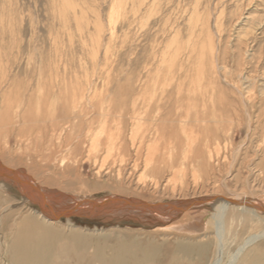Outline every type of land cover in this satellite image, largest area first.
<instances>
[{
  "label": "rangeland",
  "instance_id": "obj_1",
  "mask_svg": "<svg viewBox=\"0 0 264 264\" xmlns=\"http://www.w3.org/2000/svg\"><path fill=\"white\" fill-rule=\"evenodd\" d=\"M50 89L114 103L99 164L111 133L112 156L101 174L93 163L80 166L88 184L100 186L87 194L148 203L218 196L264 205V0H0L2 163L20 157L40 164L67 142L47 129L17 133L35 127L36 119L23 118L30 104L32 114L44 112L39 99ZM92 135L83 134L87 143ZM11 195L18 203L3 206L0 218L23 207L20 193ZM216 213L194 211L172 224L186 225L182 242L209 246L206 264L218 245ZM247 217H230L224 226L222 264L264 230L263 214ZM5 233L0 229V264H10L1 254ZM258 247L264 237L242 256Z\"/></svg>",
  "mask_w": 264,
  "mask_h": 264
},
{
  "label": "bare ground",
  "instance_id": "obj_2",
  "mask_svg": "<svg viewBox=\"0 0 264 264\" xmlns=\"http://www.w3.org/2000/svg\"><path fill=\"white\" fill-rule=\"evenodd\" d=\"M52 89L44 97L41 94L39 99L46 106L44 112L38 110L40 114H32L30 104L28 114L23 118L24 124L28 119H36L35 127L17 133L18 136H30L35 129L39 133L43 129L51 130L63 141L65 136V147L61 144L52 150L51 155H45L47 160H40V164L26 163L20 157L0 161V215L3 206L8 204L9 208L10 203H18L11 195L12 190L24 198L23 207L6 212L1 216L2 222L0 220V229L9 232L2 236L6 246L1 254L10 264H206L209 246L182 242V234L188 230L186 225L172 227V224L194 211L211 208L217 212L219 235L217 250L209 264H222V236L229 218L241 222L247 216L257 219L260 214L264 215V205L255 199L205 196L148 203L137 197L113 193L87 194L98 191L100 186H90L80 174V166L85 161L93 163L101 174L112 156L114 136L111 133L106 143L107 158L99 164L101 137L109 127L112 131L116 119L114 103L105 104L96 94L88 96L78 90L73 93L67 90L66 93ZM104 107L108 108L105 110ZM85 131L93 134L89 143L83 136ZM73 133L80 136L75 140ZM119 221L129 226L133 222L146 229L122 228L118 226ZM164 230L171 231L173 237H161L166 233ZM260 233L250 235L228 264H264V248H252L242 256L247 246L264 237V230Z\"/></svg>",
  "mask_w": 264,
  "mask_h": 264
}]
</instances>
